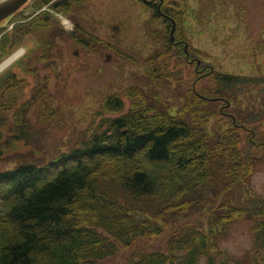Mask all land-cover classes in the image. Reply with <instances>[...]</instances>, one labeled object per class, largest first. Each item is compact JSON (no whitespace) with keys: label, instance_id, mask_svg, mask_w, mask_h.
I'll use <instances>...</instances> for the list:
<instances>
[{"label":"trees","instance_id":"obj_1","mask_svg":"<svg viewBox=\"0 0 264 264\" xmlns=\"http://www.w3.org/2000/svg\"><path fill=\"white\" fill-rule=\"evenodd\" d=\"M39 24L55 26L47 19ZM21 34L20 28L16 41ZM166 51L149 72L164 86ZM9 82L20 83L15 74ZM144 91L126 93L128 110L119 95L104 98L95 117L118 114L90 124L82 141L54 161L0 172V264H99L140 237L178 225L185 233L173 232L167 251H143L125 264H199L202 257L216 264V230L209 225L201 233L192 216L214 226L253 219L257 251H264V195L247 191L256 163L252 146L243 147L235 130L209 132L217 107L192 90L175 114L155 90ZM42 93L36 90L25 104Z\"/></svg>","mask_w":264,"mask_h":264},{"label":"rangeland","instance_id":"obj_2","mask_svg":"<svg viewBox=\"0 0 264 264\" xmlns=\"http://www.w3.org/2000/svg\"><path fill=\"white\" fill-rule=\"evenodd\" d=\"M218 1L187 0L189 8L183 20L189 30L187 35L193 45L211 57L217 56L222 71L247 73L250 55L240 60L238 55H246V50L239 47V40L225 37L224 28L234 20L209 14ZM255 7L256 13L252 16L259 26H264V0H257ZM31 11L28 10L30 14ZM148 12V8L138 0H85L83 10L75 6L72 12L59 11L54 13L56 19L31 16L0 23V65L21 52L0 71V119L4 123L0 126V172L14 169L22 163L47 164L68 152L82 141L94 113L101 110L104 98L109 95L122 97L128 110L132 99L126 93L130 89L141 92L155 90L170 102V108H174L172 112H176L181 104L177 83L169 88L166 81L164 86V79L153 81L149 76L155 63L163 61V57H159L162 46L155 36L160 31L154 26V20H146ZM44 19L52 24L56 22L58 26L45 29L39 24ZM226 21L227 25L224 24ZM76 24L77 35L80 33L86 40L84 45L69 37ZM182 27L181 20L180 32ZM20 28L22 34L16 41V32ZM167 35L169 37V30ZM96 36H99L98 40ZM175 36H178L177 32ZM9 39L13 42L7 44ZM47 43L48 50L45 49ZM166 48L169 51L167 53L164 47V76L172 79V75L178 76L179 63L173 56L175 49ZM44 53L47 55L45 59L42 58ZM12 74L20 83H8ZM187 75L193 77L192 73ZM186 79L188 77L183 78L187 82ZM11 83L14 87H10ZM239 85L234 86L233 94L242 93ZM36 90L43 93L35 102L26 105ZM117 114L105 110L94 125L100 118ZM210 128L215 129V120ZM249 189L253 196L264 195V161L255 163ZM222 211L220 208L215 215H210L215 218ZM189 220L201 233H207L211 225L216 230L219 248L215 255L216 264L262 263L264 251H257L251 233L253 219H235L219 226H214V222L209 224L203 217L192 216ZM183 227L173 226L166 228L162 235L140 237L132 246L121 247L118 253L99 264H125L132 255L143 251H167V241L172 233H185ZM200 260L199 264H208L206 257Z\"/></svg>","mask_w":264,"mask_h":264},{"label":"flooded vegetation","instance_id":"obj_3","mask_svg":"<svg viewBox=\"0 0 264 264\" xmlns=\"http://www.w3.org/2000/svg\"><path fill=\"white\" fill-rule=\"evenodd\" d=\"M141 1L144 2V0ZM34 3L40 6L39 10L33 9L29 4L22 11L26 14H30L29 9L32 10L31 12H36L33 14V18L56 19L54 13L58 10L68 13L72 12L75 6L78 10H83L85 0H35ZM144 3L152 16H155L156 13L160 16L158 19L161 20L162 26H164L165 20L166 27H169V38L166 36L165 43L166 47L176 49L179 76H182V81L185 77L186 66H191L194 74H196L195 82L200 86V90H204L203 93L208 95H202V98L216 104L219 112V118H217L219 123L226 125V128L241 131L242 138L257 148L258 152H261V155L258 154L256 159L263 162L264 26H259L252 16L255 12L257 0H220L216 2L214 9L209 12L210 15L220 16V18L226 20H234L230 25H227V21L224 23L227 25L224 28L227 33L225 37L232 41L239 40V47L246 50V55H238L240 60L248 55L251 57L250 63L246 64L249 68L248 72L241 71L237 74L222 71L217 56L211 57L203 49L192 44L187 35L189 30L186 28V22L185 25L183 23L189 8L187 0H150V2ZM161 7L164 8L163 11ZM46 11L50 12L51 15L46 14ZM202 14L199 13L198 15L204 17ZM242 19L245 21H242ZM181 20L182 32H180ZM199 21L203 22L202 19H199ZM157 27L160 28V26ZM178 27L179 31H177ZM76 28L77 24L71 31L72 34L76 36L77 40L80 39L85 43L86 40L77 35ZM175 32L178 36H175ZM224 54H226L225 51ZM240 83L242 85H239ZM205 85H207V88H205ZM236 85L241 86V94H233L232 90ZM182 89L184 90V87Z\"/></svg>","mask_w":264,"mask_h":264},{"label":"water","instance_id":"obj_4","mask_svg":"<svg viewBox=\"0 0 264 264\" xmlns=\"http://www.w3.org/2000/svg\"><path fill=\"white\" fill-rule=\"evenodd\" d=\"M27 0H4L0 3V21L18 8H20Z\"/></svg>","mask_w":264,"mask_h":264},{"label":"bare ground","instance_id":"obj_5","mask_svg":"<svg viewBox=\"0 0 264 264\" xmlns=\"http://www.w3.org/2000/svg\"><path fill=\"white\" fill-rule=\"evenodd\" d=\"M21 53V52H20ZM19 52L13 55L11 58L7 59L4 63L0 65V71H2L8 64H10L16 57L19 56Z\"/></svg>","mask_w":264,"mask_h":264}]
</instances>
